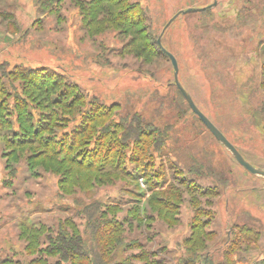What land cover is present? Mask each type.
<instances>
[{
  "label": "rangeland",
  "instance_id": "374dc122",
  "mask_svg": "<svg viewBox=\"0 0 264 264\" xmlns=\"http://www.w3.org/2000/svg\"><path fill=\"white\" fill-rule=\"evenodd\" d=\"M95 1L0 0V261L34 256L21 226H42L46 247L71 221L89 245L86 213L96 205L132 223L118 259L236 264L257 251L243 239L261 228L264 237V176L191 111L156 41L197 107L264 170V0H216L167 27L214 0H113V12L92 11ZM35 130L74 157L98 152L117 175L63 189L69 173L48 152L11 143Z\"/></svg>",
  "mask_w": 264,
  "mask_h": 264
},
{
  "label": "trees",
  "instance_id": "16d2710c",
  "mask_svg": "<svg viewBox=\"0 0 264 264\" xmlns=\"http://www.w3.org/2000/svg\"><path fill=\"white\" fill-rule=\"evenodd\" d=\"M102 1L107 2L108 5L110 4V7L101 6ZM120 4V1L96 0L92 3V11L108 9L111 12L112 8L113 12V8ZM139 23V21H134L131 25L138 26ZM138 35L142 39L140 32H138ZM55 102L56 104L60 103L59 101ZM39 132L40 130H35V138L34 136L29 138L30 141L23 139L25 141L19 140L15 142L16 140H14L11 143L19 148L27 144L29 149L32 148L33 144H36L41 150L48 152L49 154L46 158L54 162L56 168L62 169L63 166L64 171L69 173V179L63 184V189L68 190L72 186L89 189L92 183H102L103 180L117 175V167L114 164H108L107 162L103 164L97 160L98 152L95 151L89 160H86L85 157L82 159L74 157L72 146H50L48 141H43L41 138L37 139L38 136L40 137ZM109 212L108 210L99 211L96 205H92L90 211L86 213L87 229L92 230V239L91 242L88 241L89 245H87V240L84 239V231L81 232L79 227L71 221H66L63 225L57 226L56 242L52 243L49 241L46 247H44L45 241H41V234L44 230L42 226H21L19 233L26 242L25 249L29 254L33 253L34 255L27 264H135L128 255L123 256L121 259L117 258L119 248L123 245V240L125 239V232L126 230H131L132 223L129 222V219L125 218L119 220L115 214L106 216ZM203 225H194V234ZM204 234L208 235L209 233ZM200 235L203 236V233ZM253 235V237L245 239H243L244 236H241L237 240L243 239L246 242L253 243L257 240L259 233L254 232ZM237 242L235 241L234 243ZM53 256L57 258L54 260L49 259V257ZM151 256L153 258H144V264H163L160 260L154 259V254ZM142 257L141 255L136 258ZM13 263L19 264V262L15 263L8 259L0 261V264ZM254 264H264V260H260Z\"/></svg>",
  "mask_w": 264,
  "mask_h": 264
},
{
  "label": "water",
  "instance_id": "95a60500",
  "mask_svg": "<svg viewBox=\"0 0 264 264\" xmlns=\"http://www.w3.org/2000/svg\"><path fill=\"white\" fill-rule=\"evenodd\" d=\"M216 4V0L213 1L212 4H209L205 7H188L184 10L178 11L174 14L166 23L165 27H167L179 14H186L190 12L200 11L207 8H210L212 5ZM157 44L161 51L168 57L173 67V77L174 83L186 103L188 104L191 111L199 118V120L203 123V125L208 129V131L214 136V138L219 141L232 155V157L236 160V162L241 165L245 170L254 175L264 176V170L253 166L250 162H248L242 154L237 150V148L227 139V137L217 128L213 122L197 107L195 102L193 101L191 95L187 92V90L183 87L178 79V64L175 56L165 49L161 43V37L157 39Z\"/></svg>",
  "mask_w": 264,
  "mask_h": 264
},
{
  "label": "crops",
  "instance_id": "0c3cea01",
  "mask_svg": "<svg viewBox=\"0 0 264 264\" xmlns=\"http://www.w3.org/2000/svg\"><path fill=\"white\" fill-rule=\"evenodd\" d=\"M261 231H262V228H261ZM261 231H259V234L261 233L262 235ZM253 244H256L257 251L254 253L248 252L247 255L242 257L241 260H238L236 264H254L260 260H264V237L261 238V236L259 235L257 240L253 242Z\"/></svg>",
  "mask_w": 264,
  "mask_h": 264
}]
</instances>
